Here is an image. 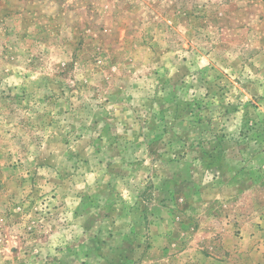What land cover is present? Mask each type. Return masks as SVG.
<instances>
[{"label": "rangeland", "instance_id": "374dc122", "mask_svg": "<svg viewBox=\"0 0 264 264\" xmlns=\"http://www.w3.org/2000/svg\"><path fill=\"white\" fill-rule=\"evenodd\" d=\"M0 264H264V0H0Z\"/></svg>", "mask_w": 264, "mask_h": 264}]
</instances>
